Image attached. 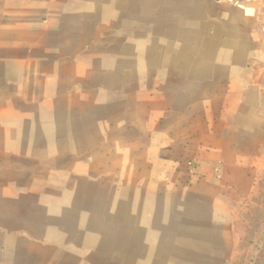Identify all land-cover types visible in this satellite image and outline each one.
Segmentation results:
<instances>
[{"label": "crops", "instance_id": "0c3cea01", "mask_svg": "<svg viewBox=\"0 0 264 264\" xmlns=\"http://www.w3.org/2000/svg\"><path fill=\"white\" fill-rule=\"evenodd\" d=\"M263 141L264 0H0V264H224Z\"/></svg>", "mask_w": 264, "mask_h": 264}, {"label": "rangeland", "instance_id": "374dc122", "mask_svg": "<svg viewBox=\"0 0 264 264\" xmlns=\"http://www.w3.org/2000/svg\"><path fill=\"white\" fill-rule=\"evenodd\" d=\"M141 30L135 26L136 35ZM260 148L252 162L247 188L228 197L231 230L224 264H264V141Z\"/></svg>", "mask_w": 264, "mask_h": 264}, {"label": "built area", "instance_id": "2783aa9c", "mask_svg": "<svg viewBox=\"0 0 264 264\" xmlns=\"http://www.w3.org/2000/svg\"><path fill=\"white\" fill-rule=\"evenodd\" d=\"M222 1L225 2L228 5H234V4H238V3H241V2H245V1L253 2L255 0H222Z\"/></svg>", "mask_w": 264, "mask_h": 264}]
</instances>
